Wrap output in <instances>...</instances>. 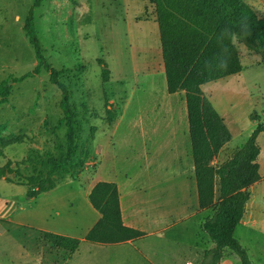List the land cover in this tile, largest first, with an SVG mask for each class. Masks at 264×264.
<instances>
[{
	"label": "rangeland",
	"instance_id": "374dc122",
	"mask_svg": "<svg viewBox=\"0 0 264 264\" xmlns=\"http://www.w3.org/2000/svg\"><path fill=\"white\" fill-rule=\"evenodd\" d=\"M244 1L264 19V0ZM34 2L0 0V83L32 72L37 64L23 30ZM33 15L45 57L53 68L64 71L62 81L71 91L77 114L79 154L87 160L77 179L67 178L32 199L26 187L0 179V264H55V252L39 231L80 240L77 252L62 264H114L117 252L126 255L121 264H146L140 256L134 258L135 249L144 246L154 251L153 264L199 261L192 247L194 225L182 220L196 210L186 102L183 93L167 92L153 0H45ZM235 44L242 72L202 86L232 134L214 166L227 161L264 123V48L238 39ZM8 99L0 108V122L10 133L27 134L29 141L5 148L0 167L9 160L22 161L30 148L45 158L54 156L56 144L64 142L65 128L60 122L61 93L49 75L42 72L13 83ZM254 114L257 120L252 119ZM257 144L264 178V133ZM98 182L117 184L123 198L127 194L141 199L139 218L149 214L148 205L156 204L150 216L161 227L169 226L165 233L169 239H146L135 247L86 241L100 218L88 200ZM262 189L261 183L249 189L243 225L235 232L252 264H264V191H258ZM206 217L201 214L193 220L202 223ZM200 241L198 264H206L204 252L212 244L209 239ZM219 264L240 262L226 250Z\"/></svg>",
	"mask_w": 264,
	"mask_h": 264
},
{
	"label": "trees",
	"instance_id": "16d2710c",
	"mask_svg": "<svg viewBox=\"0 0 264 264\" xmlns=\"http://www.w3.org/2000/svg\"><path fill=\"white\" fill-rule=\"evenodd\" d=\"M45 0H35L23 25L25 35L35 51L34 70L12 81L0 83V108L8 104L12 84L46 72L52 85L61 93V124L64 142L56 144V154L45 158L33 148L20 162L7 161L0 167V179L26 187L29 199L55 189L67 178L77 179L87 157L79 154V127L71 91L62 81L63 70L52 67L39 43L33 10ZM160 35L161 54L167 92L184 93L189 138L193 146L200 206L208 215L201 224L213 247L204 252L206 264H219L226 250L235 254L240 264H252L246 250L235 237L243 220L249 189L258 183L260 147L257 138L264 133L259 123L244 146L219 166L213 163L232 134L202 90V86L242 72L238 39L247 45L264 48V19L244 0H153ZM106 74V72H104ZM253 120L257 116L252 115ZM29 141L25 133H10L0 122V158L4 149ZM21 168L28 171L23 174ZM14 175V180L8 178ZM88 200L100 218L87 232L93 244H118L143 238L146 234L125 226L122 220L118 187L113 182H98ZM43 242L55 252V264L63 263L77 252L80 240L47 231H39Z\"/></svg>",
	"mask_w": 264,
	"mask_h": 264
},
{
	"label": "crops",
	"instance_id": "0c3cea01",
	"mask_svg": "<svg viewBox=\"0 0 264 264\" xmlns=\"http://www.w3.org/2000/svg\"><path fill=\"white\" fill-rule=\"evenodd\" d=\"M183 92H178L172 95H176V94H180ZM184 94V93H183ZM220 156V154H219ZM218 156V158H219ZM260 166V165H259ZM261 168V167H260ZM195 170H196V164H195ZM260 171V170H259ZM261 177V175H260ZM259 183L262 184V190H258L259 192L264 191V178L261 177L260 181L255 184V185H259ZM117 185V184H116ZM118 187V191H119V198H120V207H121V214H122V220L125 226L131 227V228H135L138 229L142 232H144L146 235L143 238L137 239V240H133V241H127V242H123V243H118V244H102V246H109V247H119V246H129V247H135L136 244H144L143 240L146 239H169L167 237H165V233L166 231L169 230V226H162L160 225V222L158 220H156L154 217H151V212H155V209H157L158 207L156 206V204L151 203L148 209L149 214L145 215L144 218H139L138 216L142 213V209H143V203H141V199L139 201L138 197H132V195H125L124 198L122 196L121 190ZM194 188H195V200H196V210L195 212H191L190 214H187V216H185L182 220H189L191 221L192 226L194 225V244L192 245L194 252H198L200 259L199 261L193 263L191 261H187L186 264H198L200 263L201 259H202V255H201V239H209L208 235L202 230L201 228V220L199 219L198 221L193 220L197 215H201V214H205L208 215L207 211H203L201 209L200 206V197H199V189H198V182H197V175L196 178L194 180ZM244 218V217H243ZM144 221V222H143ZM141 225H150L152 226L151 230H147L145 229L143 226ZM243 225V220L241 221V223L238 225ZM196 239H199L196 242ZM212 244V243H211ZM101 246V245H98ZM213 247V244L211 245V248ZM148 247L144 246L143 248H136L135 249V259L137 256H140L145 262L146 264H153L150 253L154 254V251L151 250H147ZM210 248V249H211ZM118 253V252H117ZM115 254L113 256L114 259V264H121V261L126 259V255L122 257V255L120 254ZM72 256V255H71ZM110 256V255H109ZM70 257H68L63 263H65ZM138 258V257H137ZM62 264V263H61Z\"/></svg>",
	"mask_w": 264,
	"mask_h": 264
}]
</instances>
